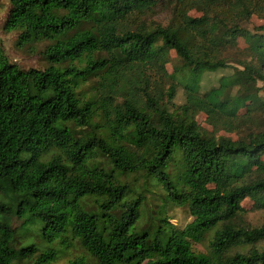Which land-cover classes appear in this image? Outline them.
<instances>
[{
  "label": "trees",
  "instance_id": "1",
  "mask_svg": "<svg viewBox=\"0 0 264 264\" xmlns=\"http://www.w3.org/2000/svg\"><path fill=\"white\" fill-rule=\"evenodd\" d=\"M176 2L171 25L133 31L123 24L157 0H12L6 32H20L23 45L56 43L43 52L45 70H23L0 41V264H54L77 246L86 255L69 264H264V224L241 219L248 199L264 208V27L243 28L264 20V0ZM239 38L250 60L202 94L204 75L229 65L218 49ZM171 51L184 74L165 92ZM87 55L84 67H64ZM93 78L97 94L84 97ZM179 85L186 103L171 112L163 101L173 103ZM202 113L244 135L206 132ZM135 174L155 180L169 204L188 207L193 222L180 230L161 213L154 232L141 230L146 197L121 179ZM13 219L44 246L30 233L21 241ZM212 231L210 254L196 253L192 241ZM242 246L252 248L233 253Z\"/></svg>",
  "mask_w": 264,
  "mask_h": 264
},
{
  "label": "rangeland",
  "instance_id": "2",
  "mask_svg": "<svg viewBox=\"0 0 264 264\" xmlns=\"http://www.w3.org/2000/svg\"><path fill=\"white\" fill-rule=\"evenodd\" d=\"M157 6L144 14H134L128 21L123 24V27L126 30H137V29H148L154 30L159 26L167 27L172 24V21L175 19L176 13V0H157ZM12 6V0H0V41L3 45L5 53L9 60L18 65L23 70L29 69H40L45 70L49 63L46 60L43 52L46 51L49 47L53 46L56 41H34L30 44L23 45L20 43V32H6L4 30L5 22L9 11ZM190 16L199 18L202 17V14L198 11H191ZM94 26L93 21L87 22L83 25L81 30H86ZM264 27V20L253 17L251 21L244 23L243 28L248 31L254 33L259 32V28ZM76 32L74 31L73 34ZM248 44L243 38H239L237 43H226L218 49V54L221 59L229 62L228 67L226 69L219 70L217 72H207L204 75V78L201 83V93L207 94L209 91L218 88L220 85V80L223 77L231 76L236 73L237 69H241L238 65L239 61L245 62L249 61L251 55H249ZM99 57L98 55H96ZM89 56H84L80 59H76L74 61H70L64 64V67H84L88 60ZM184 66L183 62L176 54L175 51H171L168 56V62L166 64V73L167 78L165 79L163 89L164 91H168L170 88V84L174 82L177 84V80H181L184 72L180 70ZM177 79V80H176ZM262 87L261 96H264V85L259 84ZM98 79L93 78L89 82L84 85L82 90V95L84 97H94L97 94L98 89ZM236 91V90H235ZM233 92V95L235 94ZM123 100H120L122 102ZM169 99L166 97L163 101L165 103V107H169L171 112H174L178 107L184 105L186 103V95L185 89L183 86H178V91L173 103L168 102ZM246 113L245 110L241 111V115ZM197 121L200 127L206 132L215 134L217 137H229L233 140L239 139V137L244 135V132L237 131H228L224 126H213L209 120L208 116L204 113L199 114L197 117ZM96 122L99 126V131L104 134L106 137H110L109 133H107V125L106 121L98 117ZM85 132V131H84ZM106 132V133H105ZM80 134V132H79ZM264 160V158H263ZM100 163L104 165L107 164L106 159L101 157ZM111 167L109 166V170ZM121 179L127 183H129L136 194L143 193L146 197V202L142 209V217L140 219L139 227L141 230H148L150 232H154L156 226L159 224L158 219L161 213H164L169 219L170 222L180 230L186 228L187 225L193 222L194 218L191 216L188 207H178L173 204H169L167 201V195L162 187L153 179L145 177L143 174H135L122 176ZM85 206L89 211H95V202L93 199H87L85 202ZM242 206L245 209V213L241 218L249 227H261L264 224V208H259L255 202L251 200H246L243 202ZM12 224L19 231V239L21 241H26L29 238L30 240H35L36 243L44 246L39 233L36 230L26 231L22 228V221H18L17 219L12 220ZM216 231L209 232L202 241H192L193 249L198 254H210V245L215 236ZM251 246H242L233 251L247 253L251 250ZM257 248L259 250L264 249V242L258 244ZM86 253L81 246H77L75 249L71 250L67 255L61 257L54 264H69L71 261L75 260L80 256H85Z\"/></svg>",
  "mask_w": 264,
  "mask_h": 264
}]
</instances>
